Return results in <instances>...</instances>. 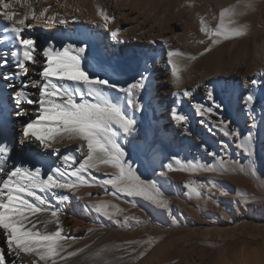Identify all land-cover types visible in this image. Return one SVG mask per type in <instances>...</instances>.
<instances>
[{"label": "bare ground", "instance_id": "6f19581e", "mask_svg": "<svg viewBox=\"0 0 264 264\" xmlns=\"http://www.w3.org/2000/svg\"><path fill=\"white\" fill-rule=\"evenodd\" d=\"M11 2L16 12L14 20L22 19L25 13H30L31 10L26 6L30 4L37 12L48 7L46 15L58 13L62 18L68 19L69 23L45 25L31 18L27 19L26 25L31 27H25L23 34L35 41L37 63L27 65L30 68L28 76L6 81L3 79L4 75L15 72V60L11 56L15 45L10 39L12 22L4 20L0 15V61L5 58L8 61L6 65L0 64V90H3L6 97L3 106L6 131L0 136V143H7L11 148L7 159L0 157V167L4 169L0 172V180L7 178V173L15 166L42 167V177L46 179L49 174H54L53 169L56 167H61L62 170L67 167L71 171L83 161V156L76 151L81 143L79 140H65L48 150L42 149L35 141L25 146L19 143L21 126L34 119L39 108L35 103L21 104L20 108L25 109L28 116L17 117L18 109L12 97L15 90L21 88L22 80L40 79L38 73L45 63L42 49L49 43L56 49H62L65 44L87 40L89 48L85 54L84 67L90 72H99L101 77L107 74L112 82L121 86L133 82L141 74L147 78L146 88L139 95L143 110L135 112L137 130L129 136L119 137V142L126 147L127 152L134 151L141 156L152 148L162 146L168 154L177 159L210 157V160L216 161L219 152L224 148L223 145L233 147L237 142L235 137L226 132L239 130L241 136H244L249 131H254L257 136L256 130L264 126V0H250L251 7L242 6L248 0H241L240 5L238 0H20L18 4L15 0ZM231 5H237V15L233 19L238 25H246L247 33L241 37L221 40L201 56L200 53L210 44L211 39L206 32L200 31L201 27L214 29L219 23L220 11ZM104 15L114 17L108 21L109 29H121L119 41L112 38L108 29H105ZM73 17L75 19H72ZM200 40H204L205 43H199ZM170 48L180 49L185 54L179 63L182 78L179 87L172 82L170 65L167 63V51ZM193 55L196 56L195 60L190 59ZM253 80H257L258 83L253 84ZM58 83L70 88L75 86L72 81ZM209 89L213 90L212 99L208 97ZM186 90L190 95L183 94ZM26 91L31 98L39 99L38 88L30 87ZM105 91L117 102L123 103L125 96L123 92L114 89ZM249 92L255 97L252 104L245 100ZM79 101L80 98L77 97V102ZM196 104L204 106L201 109L203 115L197 113ZM216 104H220L221 107L216 108ZM207 109L212 111L209 112ZM173 110L184 115L186 120L174 119ZM128 112L131 113V110ZM253 117L257 123L255 130L251 128ZM221 121L225 123L222 124ZM84 151L86 152V147ZM262 151L264 153V145ZM66 153L75 155V163L65 164L62 157ZM101 168L114 170L107 166ZM84 175L88 183H80L71 192L57 189L42 194L50 202V211L42 214L41 219L50 218L51 211L59 209L63 233L76 238L69 241L71 248L68 250L75 251L78 248H85V245L88 246L83 253L70 258L64 264H103V261H107V264H130V256L123 255L119 246L111 242V238L129 235L130 232L117 222L119 218L115 214V208L110 211L115 214V220H109L91 207L93 201L101 204L113 200L114 193L111 187L103 182L110 174L90 170V174ZM197 190L199 188L193 181L183 179L171 193L178 198V206L193 215H198L195 206L201 202L202 193L199 190L200 195H197ZM62 195H68L69 202H61L59 197ZM185 196L194 202L189 204L184 199ZM245 210H249L248 207H245ZM167 214L168 219L176 216L171 210ZM212 216L210 211L204 213L205 218L209 219ZM240 221H232L227 226L238 227ZM198 227L206 239L216 233L218 239L222 240L229 234L225 224L213 225L201 220L198 221ZM136 228L145 233H163L168 225H161L156 218L150 217L146 224L128 227L131 233L137 230ZM54 229V224L49 225V230ZM89 229L93 231L89 232ZM6 248L4 236L0 233V250L6 251ZM100 248L107 249L102 259L93 256ZM148 249L149 247H146L141 252L143 255L140 253L141 257L144 258ZM209 256L211 264H235L229 260L226 248ZM20 259L25 261V264H31V261L37 258L22 253ZM242 259L236 264L260 261L257 256ZM13 261L20 264V260L11 252H6V264ZM163 262L161 257L152 255L149 264Z\"/></svg>", "mask_w": 264, "mask_h": 264}, {"label": "snow or ice", "instance_id": "6c2138e0", "mask_svg": "<svg viewBox=\"0 0 264 264\" xmlns=\"http://www.w3.org/2000/svg\"><path fill=\"white\" fill-rule=\"evenodd\" d=\"M15 2L18 4L20 0H15ZM240 4L241 0H238V5ZM26 6L31 10L30 13H25L22 19L14 20L16 12L11 0H0V10H2L0 15L4 20L12 22L10 39L15 45V50L11 51V56L15 60V72L5 74L3 79L6 81L28 76L30 68L27 65L37 63L35 41L23 34L25 27H31V25H26L27 19L31 18L45 25L69 23L68 19L62 18L58 13L46 15L49 11L48 7L37 12L32 5ZM242 6L251 7L250 0ZM236 15L237 5L225 7L220 11L219 23L214 29L201 27L200 31L206 32L211 38L210 44L205 46L204 51L200 53L201 56L209 52L212 45L219 44L221 40L241 37L247 33V26L238 25L233 19ZM103 19L104 27L108 29L110 36L119 41L121 29L108 28V21L114 17L104 15ZM164 42L167 43V41ZM199 43L204 44L205 41L200 40ZM88 48L87 40L65 44L62 49H56L53 44L49 43L42 49L45 63L38 73L40 79L22 80L21 88L15 90L12 97L18 109L17 117L28 116V112L20 108L21 104L35 103L39 108L35 118L21 126L19 140L21 146L35 141L42 149L48 150L65 140H79L81 143L76 151L83 156V161L71 171L67 167L63 170L61 167H56L53 169L54 174H49L46 179L42 177V167L15 166L7 173V178L0 180V233L3 234L7 246L6 251L0 250V264H6V252H11L20 260V264H25V261L20 259L22 253L37 258L33 259L31 264H64L70 258L83 253L87 245L75 251L68 250L71 248L69 241L76 238L68 237L63 233L58 214L59 209L51 211L50 218L41 219L42 214L50 211V202L42 194L57 189L71 192L80 183H88L84 174H90V170H99L101 166L115 170L110 174V178L105 179L104 183L111 185L118 192L129 196L146 197L150 201L165 206L168 204L166 200L160 199V189L156 187L154 181H141L140 177L134 174L127 158L126 147L119 142L121 135L129 136L137 130L138 122L135 112L143 110L139 95L146 88L147 78L141 74L133 82L121 86L112 82L107 74L101 77L99 72H90L84 67ZM184 55L180 49L170 48L167 51V63L170 65L172 82L177 87L182 83L179 63ZM190 59L195 60L196 56L193 55ZM7 63L6 58L0 61L2 65ZM58 81H72L75 86L70 88ZM252 83L256 84L258 81L253 80ZM30 87L39 89L38 100L31 98L26 91ZM105 89L123 92L125 94L123 103L109 96ZM183 94L190 95L187 90ZM77 97L80 98L79 102H77ZM208 97L213 98L212 89L208 90ZM5 99L3 90H0V136H3L6 131L3 118ZM245 100L248 104H252L255 97L249 92ZM203 107L201 104L195 105L198 114L203 115L201 111ZM215 107L220 108L221 105L216 104ZM129 109L131 113L128 112ZM207 111L211 112L212 109H207ZM172 114L178 121L186 120L184 115L177 114L175 110ZM221 123L225 122L221 121ZM251 128L253 130L257 128L255 117L252 118ZM226 134L235 137L236 147L243 150L249 157L255 155L256 134L254 131H249L244 136H241L239 130L226 132ZM223 147L227 149L228 145L225 144ZM10 152L11 148L7 143H0V157L7 159ZM62 159L67 165L69 162L75 163L76 157L72 153H66ZM168 167L171 168L172 165L169 164ZM240 167L243 170L244 165ZM188 169L191 171L216 170L211 165L194 162H188ZM3 171V167H0V172ZM196 194L200 195L199 190ZM59 200L69 202V196L62 195ZM91 207L109 220H115V214L108 211L106 203ZM113 208L116 212L122 211L118 206L113 205ZM51 224L55 225L54 230H49ZM106 251V248H100L93 253V256L102 259ZM11 264H16V262L13 261ZM103 264H107V261H103Z\"/></svg>", "mask_w": 264, "mask_h": 264}, {"label": "rangeland", "instance_id": "374dc122", "mask_svg": "<svg viewBox=\"0 0 264 264\" xmlns=\"http://www.w3.org/2000/svg\"><path fill=\"white\" fill-rule=\"evenodd\" d=\"M262 128L256 130V152L252 157L237 148L236 144L221 149L216 161L210 160V157L177 159L162 146L152 148L141 156L134 151L128 152L127 158L134 174L141 181H154L160 189V199L168 204L165 206L146 197L129 196L108 185L114 193L113 200L106 202L108 211L117 205L122 210L115 213L118 222L130 231L129 235L111 238L112 244L119 246L123 255L130 256V264H149L152 255L161 257L163 264H211L209 255H215L223 248L227 249L229 260L235 264L249 256H257L260 260L249 264H264V126ZM188 162L211 165L216 170L191 171ZM241 165H244L243 170ZM98 171L111 174L115 170L101 168ZM183 179L193 181L202 193L201 202L195 206L198 215L178 206V198L171 193ZM184 199L189 204L194 202L186 196ZM96 204L93 201V205ZM176 207L179 209L175 210ZM170 210L176 214L173 219L167 218ZM206 211L212 212L213 216L205 218ZM125 217L128 219L125 220ZM150 217L156 218L161 225L167 224V230L145 233L136 228L131 233L128 229L135 224H146ZM201 220L213 225L225 224L229 229L228 237L219 240L215 233L206 239L198 227ZM235 220H241L238 227L227 226ZM146 247L149 249L144 260L140 253Z\"/></svg>", "mask_w": 264, "mask_h": 264}]
</instances>
